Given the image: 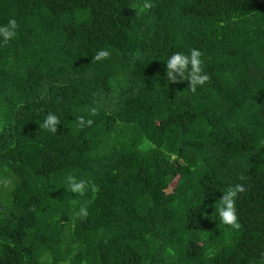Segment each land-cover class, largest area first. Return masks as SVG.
Instances as JSON below:
<instances>
[{
    "label": "trees",
    "instance_id": "16d2710c",
    "mask_svg": "<svg viewBox=\"0 0 264 264\" xmlns=\"http://www.w3.org/2000/svg\"><path fill=\"white\" fill-rule=\"evenodd\" d=\"M148 2L0 0V264H264V0ZM192 48L195 93L166 78Z\"/></svg>",
    "mask_w": 264,
    "mask_h": 264
},
{
    "label": "clouds",
    "instance_id": "9594fccd",
    "mask_svg": "<svg viewBox=\"0 0 264 264\" xmlns=\"http://www.w3.org/2000/svg\"><path fill=\"white\" fill-rule=\"evenodd\" d=\"M153 4L145 0V3L141 7V11L151 9ZM18 24L15 19H10L4 26H0V37L3 38L4 43H8L13 40L17 35ZM203 53L192 48L189 54L183 52H174L166 61V78L171 83H179L182 81H188L190 90L195 93L197 86H202L210 80V76L204 73L202 64ZM110 56V52L107 49L99 50L93 57L92 62H97L102 59H107ZM158 84V81H154ZM92 115L96 114V109H90ZM77 122L80 127L91 126L93 121L91 119L85 121L84 117H77ZM60 119L55 113H49L44 122L40 124V128L47 129L48 131L57 132V126L60 125ZM241 180L246 177L241 176ZM68 190L79 196L85 195V192L90 188L93 193L99 191L98 186L89 184L85 180L77 181L74 176L69 174L67 176ZM246 187L242 183H237L234 186L229 187L223 192L222 197L219 199L220 204L217 209L220 222L230 226L235 230L241 228V224L238 222L236 200L239 194L246 192ZM75 203V201L73 202ZM80 218H87L88 212L86 206H81L79 212L75 214ZM215 215V213L213 214Z\"/></svg>",
    "mask_w": 264,
    "mask_h": 264
},
{
    "label": "rangeland",
    "instance_id": "374dc122",
    "mask_svg": "<svg viewBox=\"0 0 264 264\" xmlns=\"http://www.w3.org/2000/svg\"><path fill=\"white\" fill-rule=\"evenodd\" d=\"M2 185H3V187H5L6 185H5V179H2ZM12 185L13 184H11L10 185V187L8 188V189H5L4 191H2V198H3V200L5 201V202H10V197H9V190H10V188L12 187ZM205 220H208V221H211L212 220V215H207L206 216V218H205Z\"/></svg>",
    "mask_w": 264,
    "mask_h": 264
}]
</instances>
